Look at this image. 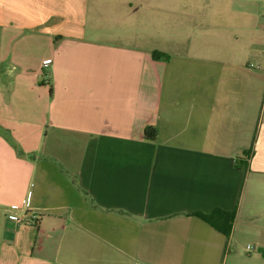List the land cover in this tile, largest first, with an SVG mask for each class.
<instances>
[{
	"label": "crops",
	"instance_id": "0c3cea01",
	"mask_svg": "<svg viewBox=\"0 0 264 264\" xmlns=\"http://www.w3.org/2000/svg\"><path fill=\"white\" fill-rule=\"evenodd\" d=\"M263 16L0 0V264H264Z\"/></svg>",
	"mask_w": 264,
	"mask_h": 264
},
{
	"label": "trees",
	"instance_id": "16d2710c",
	"mask_svg": "<svg viewBox=\"0 0 264 264\" xmlns=\"http://www.w3.org/2000/svg\"><path fill=\"white\" fill-rule=\"evenodd\" d=\"M153 56L154 58L168 57L167 54L157 50L153 52ZM144 136L147 140L154 141L157 138L156 127L153 125L147 126L144 131ZM195 214L225 235H229L231 233L233 221L235 218V211L217 208L209 213L200 212Z\"/></svg>",
	"mask_w": 264,
	"mask_h": 264
},
{
	"label": "rangeland",
	"instance_id": "374dc122",
	"mask_svg": "<svg viewBox=\"0 0 264 264\" xmlns=\"http://www.w3.org/2000/svg\"><path fill=\"white\" fill-rule=\"evenodd\" d=\"M261 23L263 24V26H264V16L262 17V19H261ZM1 54V53H0ZM248 239H239V241L238 242H236V243H234L233 245H235V247H236V249L242 254V255H244L245 257L246 256H248V255H250V254H253L254 252H255V249L253 250V251H250L249 253H248V251H247V248H246V245H247V243H248ZM251 245H253L252 243H250ZM232 250H233V247L231 248Z\"/></svg>",
	"mask_w": 264,
	"mask_h": 264
},
{
	"label": "built area",
	"instance_id": "2783aa9c",
	"mask_svg": "<svg viewBox=\"0 0 264 264\" xmlns=\"http://www.w3.org/2000/svg\"><path fill=\"white\" fill-rule=\"evenodd\" d=\"M251 66H254V64L251 63ZM8 217H9V219H11V220H15V221H17V223H20V224H21L22 222H24L22 218H20L19 216L15 215V214H9ZM247 249H248V251H253V250H254V246L251 245V244H248V245H247Z\"/></svg>",
	"mask_w": 264,
	"mask_h": 264
}]
</instances>
